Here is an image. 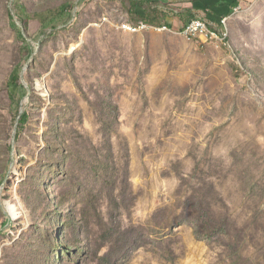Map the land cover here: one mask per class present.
Masks as SVG:
<instances>
[{"label": "rangeland", "instance_id": "obj_1", "mask_svg": "<svg viewBox=\"0 0 264 264\" xmlns=\"http://www.w3.org/2000/svg\"><path fill=\"white\" fill-rule=\"evenodd\" d=\"M216 1L0 0V264H264V0Z\"/></svg>", "mask_w": 264, "mask_h": 264}, {"label": "built area", "instance_id": "obj_2", "mask_svg": "<svg viewBox=\"0 0 264 264\" xmlns=\"http://www.w3.org/2000/svg\"><path fill=\"white\" fill-rule=\"evenodd\" d=\"M226 17L221 21V25L223 27V23H226ZM201 25H210L203 17H197L191 20L189 23L185 25L186 27V36H191L192 38L199 39L202 43H210L209 42V35H201L200 34V27ZM148 27L147 24L142 23L139 25V29ZM210 32H217L221 35V29H215L210 26ZM222 37V36H221ZM223 40V38H222ZM223 45H226V41L223 40Z\"/></svg>", "mask_w": 264, "mask_h": 264}, {"label": "trees", "instance_id": "obj_3", "mask_svg": "<svg viewBox=\"0 0 264 264\" xmlns=\"http://www.w3.org/2000/svg\"><path fill=\"white\" fill-rule=\"evenodd\" d=\"M190 1H197V0H190ZM199 1H202V0H199ZM212 1V0H211ZM205 2L207 3V4H209V3H211V2H209V0H205ZM216 2H219V6L221 5V6H224V5H227V1L226 0H217ZM248 1H246V0H236V1H234V2H231L229 5H231L232 7H234V9L237 7V6H239V5H241V4H245V3H247ZM215 3V2H214ZM223 4V5H222ZM136 7H137V5H136V3H132V6H131V12H133L134 10H136ZM217 9H218V6H215ZM216 10V9H215ZM144 13H146V14H148L149 12L148 11H145ZM146 14L145 15H143L142 17H143V20H145V21H147V22H149V23H151V24H156V23H158L157 21H155V20H152V18H150L149 17V15H147L146 16ZM181 21H183V20H181ZM186 21H184L183 23H182V27H181V29H184V27H185V25H186V23L188 22H186ZM220 22H221V20H220ZM12 26H13V28H15V29H17L18 30V35H19V37L20 38H24V35H23V33H22V31H21V29H19L17 26H16V24H15V22H12ZM166 26H168V27H170L171 29H176L175 27H174V25H166ZM24 119H25V117L24 116H22V118H21V121H24Z\"/></svg>", "mask_w": 264, "mask_h": 264}, {"label": "bare ground", "instance_id": "obj_4", "mask_svg": "<svg viewBox=\"0 0 264 264\" xmlns=\"http://www.w3.org/2000/svg\"><path fill=\"white\" fill-rule=\"evenodd\" d=\"M128 29L130 30H133V31H137L139 30V25L137 27H131V26H126ZM227 25L226 23H223V27L221 29V35L217 32H210V25H201L200 27V34L201 35H209V40L210 41H215L213 43L215 44H220L222 43L223 44V40L226 41L227 40ZM183 31V34L186 35V27H184V29H182ZM222 36V37H221ZM188 37H191V36H188ZM192 38V37H191ZM223 38V40H222ZM13 207V206H12Z\"/></svg>", "mask_w": 264, "mask_h": 264}, {"label": "crops", "instance_id": "obj_5", "mask_svg": "<svg viewBox=\"0 0 264 264\" xmlns=\"http://www.w3.org/2000/svg\"><path fill=\"white\" fill-rule=\"evenodd\" d=\"M226 1H230V2H234L236 0H226ZM246 1H250V0H246ZM211 3H214L211 1ZM216 9V10H215ZM214 12V13H213ZM209 14L210 16H214V15H217V16H223V17H226L229 13H219V11H217V8L216 7H213L212 9V12L211 13H207Z\"/></svg>", "mask_w": 264, "mask_h": 264}]
</instances>
